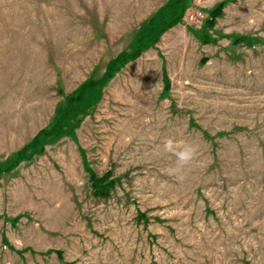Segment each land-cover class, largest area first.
<instances>
[{
	"label": "rangeland",
	"instance_id": "rangeland-1",
	"mask_svg": "<svg viewBox=\"0 0 264 264\" xmlns=\"http://www.w3.org/2000/svg\"><path fill=\"white\" fill-rule=\"evenodd\" d=\"M0 264H264V0H0Z\"/></svg>",
	"mask_w": 264,
	"mask_h": 264
},
{
	"label": "clouds",
	"instance_id": "clouds-1",
	"mask_svg": "<svg viewBox=\"0 0 264 264\" xmlns=\"http://www.w3.org/2000/svg\"><path fill=\"white\" fill-rule=\"evenodd\" d=\"M163 147L164 151L171 153L176 158L175 167L166 169L167 174L175 176L178 181L182 182L185 177L180 172L195 159L196 147L189 143L177 142L172 138L167 139Z\"/></svg>",
	"mask_w": 264,
	"mask_h": 264
},
{
	"label": "trees",
	"instance_id": "trees-1",
	"mask_svg": "<svg viewBox=\"0 0 264 264\" xmlns=\"http://www.w3.org/2000/svg\"><path fill=\"white\" fill-rule=\"evenodd\" d=\"M214 13H217L218 14L219 12L217 10ZM119 62L120 61H119V58H118L116 61H114L112 63V65H115L116 63H119ZM74 100H81V96H78L77 98H74L71 101H74ZM58 125H60V124H55L54 127L52 128V130L50 132H47V133H56L57 131H56L55 128ZM41 132H44V131H41ZM25 149H23L22 151H25ZM22 151L19 152V156L22 153ZM18 161H19V159H17L15 161V163L13 164V166L16 165L18 163ZM92 178H93V187L95 189V193L98 194V195H104V196L109 195V189H110L111 182H109V181L108 182H105L106 181V177L105 176L102 177V178H99V177H97V176L94 175V176H92Z\"/></svg>",
	"mask_w": 264,
	"mask_h": 264
}]
</instances>
